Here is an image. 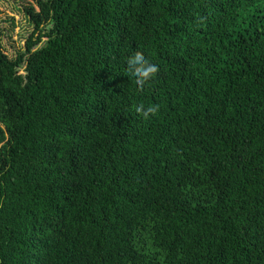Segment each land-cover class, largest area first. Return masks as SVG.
<instances>
[{
    "label": "trees",
    "instance_id": "obj_1",
    "mask_svg": "<svg viewBox=\"0 0 264 264\" xmlns=\"http://www.w3.org/2000/svg\"><path fill=\"white\" fill-rule=\"evenodd\" d=\"M35 4L24 53L0 28V264H264V0Z\"/></svg>",
    "mask_w": 264,
    "mask_h": 264
},
{
    "label": "rangeland",
    "instance_id": "obj_2",
    "mask_svg": "<svg viewBox=\"0 0 264 264\" xmlns=\"http://www.w3.org/2000/svg\"><path fill=\"white\" fill-rule=\"evenodd\" d=\"M31 8L37 11L35 0H0L1 46L9 58H15L24 53L27 41L35 40L40 33L49 31L48 26L40 25L36 28L31 23L28 14ZM46 40L43 38L41 43ZM41 43L34 49L41 46ZM18 72L24 74V65Z\"/></svg>",
    "mask_w": 264,
    "mask_h": 264
},
{
    "label": "clouds",
    "instance_id": "obj_3",
    "mask_svg": "<svg viewBox=\"0 0 264 264\" xmlns=\"http://www.w3.org/2000/svg\"><path fill=\"white\" fill-rule=\"evenodd\" d=\"M126 71L137 89H140L152 79V77L158 71V68L157 65L149 62L144 55L136 52L135 54L127 58ZM155 111V105L148 107L137 105L135 107V112L137 114H140L144 118L149 117V115L154 113Z\"/></svg>",
    "mask_w": 264,
    "mask_h": 264
}]
</instances>
